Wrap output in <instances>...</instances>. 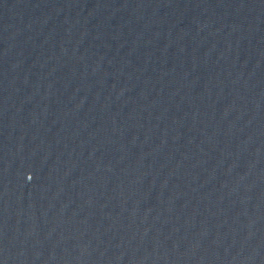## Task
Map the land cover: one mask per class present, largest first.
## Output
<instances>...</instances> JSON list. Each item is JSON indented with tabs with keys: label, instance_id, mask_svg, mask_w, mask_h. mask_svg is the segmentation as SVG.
Wrapping results in <instances>:
<instances>
[{
	"label": "water",
	"instance_id": "95a60500",
	"mask_svg": "<svg viewBox=\"0 0 264 264\" xmlns=\"http://www.w3.org/2000/svg\"><path fill=\"white\" fill-rule=\"evenodd\" d=\"M146 0H0V264H58Z\"/></svg>",
	"mask_w": 264,
	"mask_h": 264
}]
</instances>
